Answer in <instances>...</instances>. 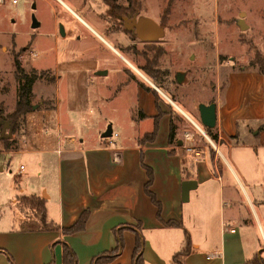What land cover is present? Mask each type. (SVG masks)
Here are the masks:
<instances>
[{
  "label": "crops",
  "instance_id": "crops-1",
  "mask_svg": "<svg viewBox=\"0 0 264 264\" xmlns=\"http://www.w3.org/2000/svg\"><path fill=\"white\" fill-rule=\"evenodd\" d=\"M60 1L92 36L70 27L66 38L54 33L53 48L40 38L32 45L43 47L37 55L62 53L54 67L65 74V93L39 99L51 103L26 114L16 150L0 152L5 159L0 173L10 168L12 156L27 160L15 175L9 170L15 182L2 190L9 215L0 214V264H63L65 245L75 253L76 264H93L118 241L122 247L116 258L98 264H134L137 238L144 264H176L174 257L188 243L182 264H246L256 255L264 258L260 67H230L219 80L213 78L210 91L191 97L181 91L194 94L198 77L188 73V83L180 85L179 62L173 76L180 86L170 91L168 69H162L161 88L143 62L123 50L128 36L119 32L108 40L90 23L98 25L96 15L84 18ZM212 102L216 141L206 133L198 108ZM109 125L112 136L103 137ZM185 180L196 181L186 201ZM23 197L41 200L44 219ZM83 213L84 227L65 232Z\"/></svg>",
  "mask_w": 264,
  "mask_h": 264
},
{
  "label": "rangeland",
  "instance_id": "rangeland-1",
  "mask_svg": "<svg viewBox=\"0 0 264 264\" xmlns=\"http://www.w3.org/2000/svg\"><path fill=\"white\" fill-rule=\"evenodd\" d=\"M65 1L73 7L69 0ZM76 1L74 2L75 5L77 4ZM141 1L143 2L144 16L160 22L166 28L162 39V43H164L162 45V57H160L158 65L162 66V69H168L167 73H169V81H171L170 84L168 83L170 91H176L180 85H186L188 73L198 77L199 86L193 90L194 94L187 90L181 92L192 97L198 95L195 92H201L205 89L210 91L211 84L213 82L215 84L220 76L222 78V74L228 71V68H238L251 64L259 52L264 57V0ZM29 4L28 0H5L4 3L0 0V104L4 109V118H7V115L14 110L18 96V81L14 76L15 56H18L27 72H30L34 67L37 69V75H41V73L43 75L39 78L34 89L33 106L39 107L51 103L49 99L55 100L57 91L60 95L65 93L63 87L65 83L62 81L65 74L62 71L57 73L54 67L55 58L62 60V53L56 55L52 51L37 55L43 50V47L40 46H30L24 53L19 50L21 46H27L31 35L36 32V29L31 27ZM77 6L79 5L77 4ZM242 12L245 13L242 16L249 26L245 31H242L238 25ZM81 15L86 18L84 14ZM62 18L60 17L61 20ZM52 19L50 16L48 21H44L43 27L38 31H46L48 27H51ZM90 23L105 36L97 23L91 21ZM13 35L17 41L15 46L12 41ZM46 42L48 47L53 48L55 46L53 41L48 40ZM121 45L124 47V44ZM57 46L61 48V45ZM179 62H181L183 69L177 70V72H185L186 78L182 84L177 86L178 83L173 74L174 65H179ZM229 62L232 63V66L226 65ZM219 63L226 66L219 68ZM46 69L51 72H46ZM58 76L61 78V82L56 85L55 81L56 79L59 80ZM47 78L49 84L46 82ZM42 97L49 99L40 101L39 99ZM5 122L8 120L6 119ZM2 127L0 126V135ZM8 127L6 134L9 130ZM24 128L25 124L15 130L12 135L14 141L19 142L22 139ZM3 147L4 144L0 142V152ZM4 160L0 153V163ZM26 162L25 158L12 156L10 168L8 169L6 166L5 172L0 173V200L2 201L0 202L2 205L0 214H3L4 217L9 215V201H7V195L3 194L2 190L5 191L10 183L14 184L15 182L10 171L12 170L15 175L20 164L25 166Z\"/></svg>",
  "mask_w": 264,
  "mask_h": 264
},
{
  "label": "flooded vegetation",
  "instance_id": "flooded-vegetation-1",
  "mask_svg": "<svg viewBox=\"0 0 264 264\" xmlns=\"http://www.w3.org/2000/svg\"><path fill=\"white\" fill-rule=\"evenodd\" d=\"M4 3L5 0H1ZM29 12L31 17V27L36 29V32L31 35L27 42V46L20 47V52L24 53L37 39L45 41H53L54 33L60 38H66L69 34L70 27L77 28L83 31L86 36L91 37L86 28L76 16V14L63 5L60 0H28ZM71 1V0H69ZM79 6L73 5V9L77 13L88 14L93 13L97 17L98 26L105 34V38L111 39L119 32L128 36V42L124 45L123 49L130 53L135 58L143 62V69L148 73L154 75V79L160 84L162 88V66L154 65L159 57H162V36L156 41L142 40L139 37L136 24H141V29L145 28L143 14V2L141 0H77ZM52 16L51 27L46 31L39 32L38 30L43 27V22L48 21ZM82 16V15H81ZM60 17H63L62 20ZM124 18H128L127 21ZM60 19V21H59ZM161 27L162 24L157 22ZM37 24V26H34ZM147 27V26H146ZM143 36L147 33L144 31ZM99 45L102 43L99 39L95 38ZM13 45H16V37L12 36ZM21 55V54H20Z\"/></svg>",
  "mask_w": 264,
  "mask_h": 264
},
{
  "label": "trees",
  "instance_id": "trees-1",
  "mask_svg": "<svg viewBox=\"0 0 264 264\" xmlns=\"http://www.w3.org/2000/svg\"><path fill=\"white\" fill-rule=\"evenodd\" d=\"M154 65H158L159 62V57L156 61H153ZM251 65H258L260 67V70L262 73H264V57L263 55L259 52L256 54L253 62H251ZM44 72V71H42ZM45 74V73H44ZM152 78H154V75L149 73ZM14 76L16 80L18 81V96H17V101L14 107V110L7 115V118L3 117V112L4 109L2 105L0 104V126L2 127V120H11L14 124L13 126V134L17 128H20L21 125L25 124L26 121V114L31 112L34 108L33 103H32V98H33V86L39 78H41V75H37L36 70L32 69L30 72H27L25 68L23 67L21 61L18 59V56L14 57ZM206 133L214 140L216 141V136L213 134L211 128L205 127ZM173 138V134H172ZM15 139L9 138V139H0V142L4 144L3 149L1 151H10L14 150L15 148L18 147L17 142L14 141ZM213 150V149H212ZM23 201L26 203H29L31 206H35L38 210L42 212L43 219H44V207L42 205V202L40 199H37L35 197H23ZM87 214L83 213L79 220L76 222V224L70 228H65L64 231L71 233L78 231L79 229L84 227V223L86 220ZM173 224L175 225V222H170V225ZM142 239L137 238L136 241V246L134 249V264H144V260L142 257ZM122 247V242L118 241V245L115 250L112 252L102 255L98 258H95L93 261V264H98L100 262H111L113 261L117 253ZM264 251V249H263ZM190 252L189 248V243L188 246L180 253H178L174 257V262L176 264H182V257L187 255ZM76 255L72 251L70 247L65 245L64 247V253H63V264H76ZM246 264H264V258L261 256H255L251 261L247 262Z\"/></svg>",
  "mask_w": 264,
  "mask_h": 264
},
{
  "label": "water",
  "instance_id": "water-1",
  "mask_svg": "<svg viewBox=\"0 0 264 264\" xmlns=\"http://www.w3.org/2000/svg\"><path fill=\"white\" fill-rule=\"evenodd\" d=\"M242 15H245L244 12L241 13L240 18L238 20V25L240 26L242 31H245L249 28V26L246 24L244 17ZM125 21L128 20V18H124ZM145 28L147 29H141V24H136L137 31L139 33V37L142 40H148V41H156L161 36L164 35L163 27H161L156 21L150 19V18H144ZM34 26H37L35 24ZM147 26V27H146ZM146 32L147 35L143 36V32ZM186 73L182 71L176 72V80L178 83L182 84L185 80ZM36 106L34 105V108ZM200 116H201V123L204 127L207 128H214L216 126V103L212 102L210 104L201 103L198 106ZM3 127L2 132L0 135L1 139H9L12 138L13 135V122L11 120H8V122H5V120L1 121ZM9 126V127H8ZM7 127L9 128L8 133L6 134ZM112 127L111 125L108 126L106 131L102 134L103 137H110L112 136ZM182 144V141L180 142ZM196 185V181L194 180H185L182 184L183 189V200L186 201L188 199V195L190 190L193 188L192 186Z\"/></svg>",
  "mask_w": 264,
  "mask_h": 264
},
{
  "label": "built area",
  "instance_id": "built-area-1",
  "mask_svg": "<svg viewBox=\"0 0 264 264\" xmlns=\"http://www.w3.org/2000/svg\"><path fill=\"white\" fill-rule=\"evenodd\" d=\"M20 168L23 169L24 168V165H21ZM263 197H264V192H263Z\"/></svg>",
  "mask_w": 264,
  "mask_h": 264
}]
</instances>
